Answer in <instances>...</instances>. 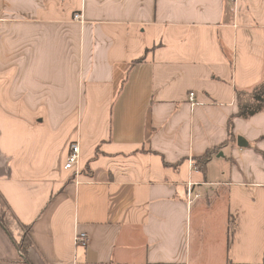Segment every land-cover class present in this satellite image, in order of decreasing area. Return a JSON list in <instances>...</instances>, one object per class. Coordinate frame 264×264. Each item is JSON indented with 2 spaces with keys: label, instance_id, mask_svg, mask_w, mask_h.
I'll use <instances>...</instances> for the list:
<instances>
[{
  "label": "crops",
  "instance_id": "0c3cea01",
  "mask_svg": "<svg viewBox=\"0 0 264 264\" xmlns=\"http://www.w3.org/2000/svg\"><path fill=\"white\" fill-rule=\"evenodd\" d=\"M263 80L264 0H0V264H264Z\"/></svg>",
  "mask_w": 264,
  "mask_h": 264
},
{
  "label": "trees",
  "instance_id": "16d2710c",
  "mask_svg": "<svg viewBox=\"0 0 264 264\" xmlns=\"http://www.w3.org/2000/svg\"><path fill=\"white\" fill-rule=\"evenodd\" d=\"M237 102H238V116L249 118L250 116L264 110V80L256 85L251 90H237L236 91ZM229 137L232 139V119L229 120L228 124ZM212 152H208L201 159H197V164L199 168L203 169L206 162L211 158ZM0 221L3 222L2 216H0ZM31 245L28 233L22 238V242L18 244V247L27 258V249Z\"/></svg>",
  "mask_w": 264,
  "mask_h": 264
},
{
  "label": "built area",
  "instance_id": "2783aa9c",
  "mask_svg": "<svg viewBox=\"0 0 264 264\" xmlns=\"http://www.w3.org/2000/svg\"><path fill=\"white\" fill-rule=\"evenodd\" d=\"M74 19L76 20H82V16L80 13L74 14ZM189 98L191 101H194L195 93L191 92L189 94ZM80 154H81V148L80 144L77 141H73L70 143V152L67 156V159L64 164V168L67 170L74 171L76 174L80 171ZM195 169H197L195 165ZM200 197V194L198 192H194L192 189V186H189L188 190V198L189 200H193L195 198ZM76 244L77 246H86L88 244V236L85 232H79L76 235Z\"/></svg>",
  "mask_w": 264,
  "mask_h": 264
},
{
  "label": "water",
  "instance_id": "95a60500",
  "mask_svg": "<svg viewBox=\"0 0 264 264\" xmlns=\"http://www.w3.org/2000/svg\"><path fill=\"white\" fill-rule=\"evenodd\" d=\"M238 145L241 146V147L246 145V142H245V140L242 137L238 138Z\"/></svg>",
  "mask_w": 264,
  "mask_h": 264
},
{
  "label": "rangeland",
  "instance_id": "374dc122",
  "mask_svg": "<svg viewBox=\"0 0 264 264\" xmlns=\"http://www.w3.org/2000/svg\"><path fill=\"white\" fill-rule=\"evenodd\" d=\"M0 215L2 216V215H4V210H2V208L0 209ZM8 219H9V217L8 216H6ZM7 218H6V220H7ZM9 225H11V223H9ZM13 225V227H15V225L14 224H12ZM24 237V236H23Z\"/></svg>",
  "mask_w": 264,
  "mask_h": 264
}]
</instances>
